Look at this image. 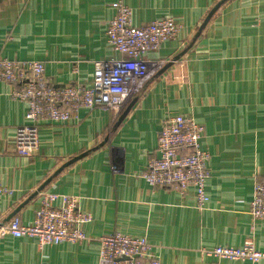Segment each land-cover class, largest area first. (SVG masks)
<instances>
[{"label": "crops", "instance_id": "1", "mask_svg": "<svg viewBox=\"0 0 264 264\" xmlns=\"http://www.w3.org/2000/svg\"><path fill=\"white\" fill-rule=\"evenodd\" d=\"M119 1L135 26L167 18L180 26L149 55L166 64L124 110L82 109L66 124L44 121L38 152L24 157L16 137L28 107L13 96L17 87L0 83V188L11 191L0 195V222L32 223L44 192L78 197L92 217L84 242L41 247L36 238L6 236L0 264H100L99 239L114 231L145 237L163 264H264L205 253L247 241L264 253V221L250 215L255 184L264 183V0H0V58L43 62L59 89L91 88L95 64L120 58L107 43ZM176 115L205 127L211 160L203 210L193 188L182 195L142 177L158 156L163 124Z\"/></svg>", "mask_w": 264, "mask_h": 264}, {"label": "built area", "instance_id": "2", "mask_svg": "<svg viewBox=\"0 0 264 264\" xmlns=\"http://www.w3.org/2000/svg\"><path fill=\"white\" fill-rule=\"evenodd\" d=\"M113 8L116 15L108 26L107 43L120 58L95 64L91 88L77 85L59 89L49 82L43 62L0 58V83L17 87L13 96L28 107V124L18 130L16 137L19 155L30 157L38 152L39 130L44 121L66 124L82 109L121 112L166 64L152 62L149 55L178 36V23L167 18L135 26L127 5L119 1ZM204 135V125L190 116L168 118L159 134L158 156L150 160L142 173L153 188L173 189L182 195L193 188L200 210L209 202L206 183L210 178L211 154L202 147ZM10 194L9 189L0 188V195ZM79 203L78 197L44 192L34 221L23 224L14 217L7 223L0 222V240L6 236L31 237L41 247L88 241L83 226L92 217L80 210ZM250 215L254 222L264 221L263 182L255 184ZM99 242L100 264H163L145 237L114 231ZM205 253L220 260L264 261V253L256 249L253 241H247L242 248L218 246Z\"/></svg>", "mask_w": 264, "mask_h": 264}, {"label": "water", "instance_id": "3", "mask_svg": "<svg viewBox=\"0 0 264 264\" xmlns=\"http://www.w3.org/2000/svg\"><path fill=\"white\" fill-rule=\"evenodd\" d=\"M225 1H226V0H225ZM225 1H224V2H225ZM218 8H219V5L216 6V7L210 12V14H209V16L207 17L206 21L204 22V24L201 26V28L199 29L198 33L196 34V36H195V38H194V41L200 36V34L202 33L203 29L206 27L207 23L210 21V19H211L212 16L215 14V12L217 11ZM194 41H193V42H194ZM188 50H189V48H188L187 50H185L182 54L178 55V56L174 59V61H172L171 63H169L168 65H166V66L162 69V71H160L159 74H163V73H164L165 71H167L170 67H172L173 64H174V62L179 61V60L184 56V54H185ZM124 116H125V114H124ZM87 155H88V153H85V154H83V155H81V156H79V157H76V158H74L69 164H71V163H73V162H75V161L81 160L82 158L86 157ZM50 181H51V180L47 181V183H46L45 185H43V186H42V187H41V188L35 193V195H33V197H31V199H33L38 193H40L42 190H44V188L46 187V185L49 184Z\"/></svg>", "mask_w": 264, "mask_h": 264}]
</instances>
